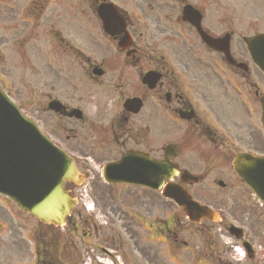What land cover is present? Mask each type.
I'll return each mask as SVG.
<instances>
[{
	"label": "flooded vegetation",
	"instance_id": "af4514ba",
	"mask_svg": "<svg viewBox=\"0 0 264 264\" xmlns=\"http://www.w3.org/2000/svg\"><path fill=\"white\" fill-rule=\"evenodd\" d=\"M198 12L199 14H201L202 28L207 33H210L209 24L207 22L209 13L207 12L206 7L203 6ZM141 19L143 23L148 24V26H146L147 28L153 27L158 31V40L163 41V44L168 49V58L174 63V65H176L180 69L181 73H184L187 70V67L182 66L178 63V50L173 47V45L178 44L179 41L183 47H186L188 49V52L192 53L191 56L194 61H200L203 56H206L207 58L210 56L206 53L205 50H202L201 54L199 55V50L196 51V55L193 53L194 42L198 40V37L194 29L189 26H187L186 34L180 33L178 30L175 29L176 24H178V15L174 11H172V7L169 5L168 0H145L144 6L141 9ZM169 26H172L173 30L170 33H166ZM75 57L79 58L80 55L76 54ZM158 59L159 62L157 63V67L161 74V78H168L169 73L173 74V68L167 62H164V58L161 54H158ZM221 61H223L222 57H220V62ZM217 64L216 68H218V70L213 72L214 80L212 88H209V90L214 91V96L217 100L218 107H216L212 100L211 94L207 91L208 85H206L205 82L202 80L207 77L203 73L195 75V77L199 81H201L202 88L196 90L195 92H190V94H181V96H176L175 101L177 103L183 102L185 100L188 103L193 102L197 106V110L206 109L210 111V109L215 108L216 111H219L223 102L226 101L225 97L227 89L224 87L225 84L221 80L220 74L218 75V71L224 70H222L221 66ZM166 84L167 87L164 89V91L169 93V89H173L174 85L170 82H167ZM245 84L248 86L251 85L247 77H245ZM236 90L238 92V89ZM154 94H156V92H154ZM255 96H257L256 92ZM107 105H109L110 107L111 101H109ZM66 110L67 113H65V115H68V117H70L69 114L72 113L70 107H67ZM161 110L158 112V114H161ZM197 110L191 112L188 115V122L194 121V123L198 124L197 121H199V113ZM173 112L175 115H178L181 112V109L175 108L173 109ZM124 120L125 118L121 116L116 121V125H124ZM201 132L204 134L201 136H196L193 132V129L189 127L187 130H185L186 143L192 140H196L198 142L203 143L208 140L213 144L214 148L217 149V144H221V139L217 137H207L203 129ZM253 142L254 139L252 138L250 140V143ZM142 144L147 149L144 152L145 155L155 154L161 149V147L160 149H158L157 145L148 149L147 142H143ZM108 194L111 195V193ZM124 200L127 207L131 210V217H129V221L125 224L127 233H125L124 236H121L118 232H116V236L111 237V239H108V237L104 238L102 240V243L105 244L106 248L114 250L117 245L120 246L121 249H123L125 245L131 246L133 248V253L142 255L144 258L146 256H150L152 254V250L156 254V252L159 251L162 247L164 235L163 225L165 223L161 218L158 219L157 217V214L161 209V201L154 195H148L146 192L133 189H127L125 191ZM106 210H108V208ZM110 210L112 212L114 211L113 209ZM148 221H152L151 224L147 223ZM167 234L170 235L168 237H171L174 241H177V237L174 232L167 231ZM117 251L120 253V255L125 256L124 251L123 253H121L119 249ZM218 255L219 252L211 253L210 259L215 257L219 264H223V262L220 261V257ZM122 260L125 261L126 258L122 257Z\"/></svg>",
	"mask_w": 264,
	"mask_h": 264
},
{
	"label": "rangeland",
	"instance_id": "374dc122",
	"mask_svg": "<svg viewBox=\"0 0 264 264\" xmlns=\"http://www.w3.org/2000/svg\"><path fill=\"white\" fill-rule=\"evenodd\" d=\"M262 4H264V2H262ZM248 9L250 11H253L251 14L255 17L256 11H254V10L256 8H255V4L253 2L250 4V7ZM15 10H17V8ZM259 16L262 18V21L260 20V22L256 23V29H257L258 33L259 32L264 33V9L259 12ZM20 17H21V15H20ZM249 18L253 19L252 17H249ZM256 18H257V16H256ZM15 24H16V27L20 30L19 33L26 34L28 32V31L24 30V27L22 26V22L20 19ZM2 32L3 31L0 30V34H2ZM35 33H37V32L35 31ZM4 35H6V34H4ZM38 36L40 38L41 43L44 42V36H43L42 30H40V32L38 33ZM7 37H8V39L4 38V41L6 40V44L3 45V51L5 54L12 57V63H13L14 60L16 59V56L13 53V51L18 52L17 49L20 46L19 42H20L21 37L13 38L14 36L11 33H8ZM18 58H19V55H18ZM12 63L6 62V63H3L2 65H0V68L3 70V71H1V69H0V75H2L1 74V72H2L3 74H5L8 77V78H4L6 76L3 75L4 77H0V80L4 81L6 83V87H7L6 90L17 101V103L24 105L26 111L30 110L31 107L29 105H32L33 108H36V106L40 105V101L42 100L41 95H42L45 87L41 84L33 83L31 81L32 79L30 80L29 85L22 84L21 78L16 79V77L12 71V69L16 70V68H14L12 66ZM25 86H27V88ZM29 92H31L30 99H29ZM32 95H34L35 97L32 98ZM33 103H35L34 105H36V106H34ZM235 186H236V188L233 189V191L237 190L240 192V194H238V192H236L235 195H233L232 192H230V194H231L232 198H238L237 203H239L240 200L242 198H244L243 195H246L247 198H252L251 194L240 183H236ZM209 195H211V194L209 193ZM0 218H5V216L0 215ZM181 261L183 264H188L187 262H184V259H181Z\"/></svg>",
	"mask_w": 264,
	"mask_h": 264
},
{
	"label": "clouds",
	"instance_id": "9594fccd",
	"mask_svg": "<svg viewBox=\"0 0 264 264\" xmlns=\"http://www.w3.org/2000/svg\"><path fill=\"white\" fill-rule=\"evenodd\" d=\"M223 242L233 248L235 255L232 257L238 261L239 264H243L245 259V251L240 244L234 243L232 239L225 238Z\"/></svg>",
	"mask_w": 264,
	"mask_h": 264
},
{
	"label": "water",
	"instance_id": "95a60500",
	"mask_svg": "<svg viewBox=\"0 0 264 264\" xmlns=\"http://www.w3.org/2000/svg\"><path fill=\"white\" fill-rule=\"evenodd\" d=\"M239 170H242V168H240Z\"/></svg>",
	"mask_w": 264,
	"mask_h": 264
}]
</instances>
